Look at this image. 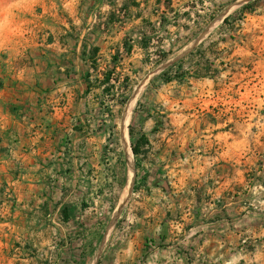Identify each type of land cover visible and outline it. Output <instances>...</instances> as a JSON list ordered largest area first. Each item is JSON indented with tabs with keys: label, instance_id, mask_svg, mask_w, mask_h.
Returning <instances> with one entry per match:
<instances>
[{
	"label": "rangeland",
	"instance_id": "rangeland-1",
	"mask_svg": "<svg viewBox=\"0 0 264 264\" xmlns=\"http://www.w3.org/2000/svg\"><path fill=\"white\" fill-rule=\"evenodd\" d=\"M31 1L0 25V85L45 111L56 89L104 149L1 174L0 264H264V0Z\"/></svg>",
	"mask_w": 264,
	"mask_h": 264
},
{
	"label": "crops",
	"instance_id": "crops-1",
	"mask_svg": "<svg viewBox=\"0 0 264 264\" xmlns=\"http://www.w3.org/2000/svg\"><path fill=\"white\" fill-rule=\"evenodd\" d=\"M31 3V0H0V25L5 15L10 14L8 26L16 28V16L31 12ZM3 80L4 84L0 85V176L6 175L5 172L10 174L8 183L17 187L22 182L21 175L30 179L37 173L53 176L57 170L76 173L97 167L105 138L97 132H85L83 123L74 116V107H56L60 97L56 89L50 91L49 110L45 111L44 105L41 102L39 105L34 98L38 87L26 80Z\"/></svg>",
	"mask_w": 264,
	"mask_h": 264
},
{
	"label": "bare ground",
	"instance_id": "bare-ground-1",
	"mask_svg": "<svg viewBox=\"0 0 264 264\" xmlns=\"http://www.w3.org/2000/svg\"><path fill=\"white\" fill-rule=\"evenodd\" d=\"M127 104L128 105L126 107V113H125V116L122 120V126H121V142H122L124 159H125L127 168L129 169V171H131L132 167H133V154H132V151L130 148L128 134H127V114H128L130 107H131V101Z\"/></svg>",
	"mask_w": 264,
	"mask_h": 264
},
{
	"label": "trees",
	"instance_id": "trees-1",
	"mask_svg": "<svg viewBox=\"0 0 264 264\" xmlns=\"http://www.w3.org/2000/svg\"><path fill=\"white\" fill-rule=\"evenodd\" d=\"M245 9H248V4L243 5L240 10H245ZM225 20H226V18L224 19V21ZM93 51L96 52L97 49L94 48ZM131 150H132L133 154H135V155L138 153V150H137V148H135V146H131ZM133 188L134 189L136 188V182H134Z\"/></svg>",
	"mask_w": 264,
	"mask_h": 264
},
{
	"label": "water",
	"instance_id": "water-1",
	"mask_svg": "<svg viewBox=\"0 0 264 264\" xmlns=\"http://www.w3.org/2000/svg\"><path fill=\"white\" fill-rule=\"evenodd\" d=\"M132 151V150H131Z\"/></svg>",
	"mask_w": 264,
	"mask_h": 264
}]
</instances>
